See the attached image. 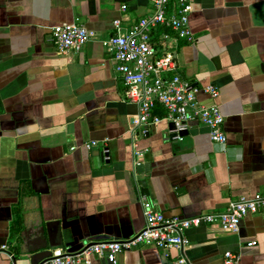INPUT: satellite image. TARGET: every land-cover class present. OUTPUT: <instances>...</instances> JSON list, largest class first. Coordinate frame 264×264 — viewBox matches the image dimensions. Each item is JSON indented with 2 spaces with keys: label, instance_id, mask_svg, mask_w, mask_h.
Instances as JSON below:
<instances>
[{
  "label": "crops",
  "instance_id": "obj_1",
  "mask_svg": "<svg viewBox=\"0 0 264 264\" xmlns=\"http://www.w3.org/2000/svg\"><path fill=\"white\" fill-rule=\"evenodd\" d=\"M190 1L196 42L170 41L168 50L183 77L219 89L217 101L205 93L199 101L220 106L224 146L200 123L178 139L166 123L141 135L139 107L103 41L117 34L116 20L125 34L152 15L153 0H0V264L129 239L145 227L144 196L187 219L264 192V0ZM76 21L94 36L81 53L62 55L50 32ZM140 163L149 165L142 175ZM187 236L190 264H227L229 252L236 264H264L263 214L244 219L238 234L202 226ZM167 254L145 246L115 264H176L178 253Z\"/></svg>",
  "mask_w": 264,
  "mask_h": 264
},
{
  "label": "built area",
  "instance_id": "obj_2",
  "mask_svg": "<svg viewBox=\"0 0 264 264\" xmlns=\"http://www.w3.org/2000/svg\"><path fill=\"white\" fill-rule=\"evenodd\" d=\"M154 13L125 34L122 20L114 22L117 34L103 41L108 54L116 63L120 81L126 88V99L139 107L138 126L141 135L162 123L174 125L170 135L181 138L192 123L209 128L210 138L215 145H226L228 138L224 131L226 118L220 106H207L199 101L205 93L210 100L217 101L220 91L217 87L200 88L179 73L177 55L168 50V42L194 44L196 37L190 26L193 4L190 0H153ZM123 6L122 10L127 11ZM162 29L164 32L159 34ZM51 40L62 55L79 54L91 41L93 34L79 21L55 27L50 32ZM166 45V48L164 47ZM165 49V50H164ZM97 142L85 145L86 149L97 148ZM106 162H110V150L101 146ZM77 146L71 148L74 152ZM145 227L136 235L124 240H102L91 242L79 252L55 250L50 257L39 264H85L93 256L108 258L116 263L123 253L140 247H155L165 252L178 253L176 264H190L186 249L190 244L188 231L202 226H219L224 232L238 234L241 224L249 216L264 215V192L253 197H240L221 212L203 213L192 218L168 217L154 209V205L142 197ZM257 242L249 243L254 247ZM5 250V247L3 248ZM227 264L238 263L240 257L226 253ZM10 264H16L10 254Z\"/></svg>",
  "mask_w": 264,
  "mask_h": 264
},
{
  "label": "water",
  "instance_id": "obj_3",
  "mask_svg": "<svg viewBox=\"0 0 264 264\" xmlns=\"http://www.w3.org/2000/svg\"><path fill=\"white\" fill-rule=\"evenodd\" d=\"M174 125H170V129H174ZM188 132H185L183 133L181 136H185L187 135ZM176 136L175 135H171V138H175ZM149 169V165H144L142 163H140L138 166H137V174L139 175H142L144 174L147 170ZM140 184H142L144 187H146V182L145 181H141ZM165 252V251H164ZM166 254L169 253V252H165ZM168 255V254H167ZM51 254H45V255H41L39 257H37L34 261L33 264H39L42 260H44L45 258H48L50 257ZM102 264H114V263H110V261L108 260V258H103V261H102Z\"/></svg>",
  "mask_w": 264,
  "mask_h": 264
}]
</instances>
